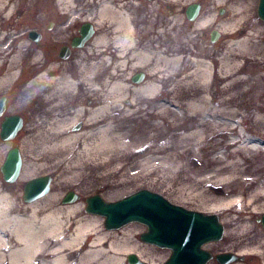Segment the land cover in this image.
<instances>
[{"label":"rangeland","instance_id":"obj_1","mask_svg":"<svg viewBox=\"0 0 264 264\" xmlns=\"http://www.w3.org/2000/svg\"><path fill=\"white\" fill-rule=\"evenodd\" d=\"M75 1L70 3L72 10ZM133 1L132 12L126 11L125 6L123 11L132 17L135 49L154 52L151 60L136 67L135 61H131L126 67L113 70L117 59L112 49L116 44L110 39L115 34L112 24L103 20L95 25L94 38L108 34L106 48L111 53L98 56L104 46L97 49L99 45L93 38L82 55L69 60L61 69L62 73L83 77L91 64L97 63L96 78H92L99 86L97 91L83 84L74 93L66 90L51 95L50 85L31 83L34 76L19 88H0V96H7L6 111L24 117V125L13 141L0 139V167L6 153L18 147L22 172L28 171L12 184L4 182L0 173V194L11 200L15 210H20L26 205L22 200L25 182L49 175V194L39 201L41 206H60L63 196L73 191L79 197L75 203L84 214L85 199L89 196L100 195L107 202H115L148 190L187 210L221 213L219 221L227 234L233 230L231 222L238 211L224 216L218 200L233 196L246 199L264 181V152L249 150L251 139L264 143V22L257 16L258 0ZM5 2V11L0 8V57L11 49L16 51L19 42L23 43L21 59L15 66L19 68L18 75L22 72L24 76L33 71L34 55L41 62L45 60L48 20H55L57 12L68 4L66 0L61 5L57 0ZM100 2L102 5L112 0ZM190 4L201 6L195 22L185 18L184 11ZM90 18V22L98 21L97 13L90 14ZM199 19L207 20L197 25ZM30 31L41 36L35 46L28 36ZM212 32L218 34L214 42ZM243 38L247 40L238 45ZM158 56L179 61L167 63L158 60ZM204 61L210 64L208 74L200 66ZM139 72L145 74L143 81L132 83V76ZM115 80L123 82L129 94L114 103L113 109L112 100L110 103L102 88L107 81ZM147 83L157 85L153 95L134 92ZM77 104L85 108L109 106L110 110L97 119L99 124L110 125L109 136L118 144L109 148L111 151L103 149L93 157L80 154L83 138L63 148L45 150L42 139L57 137V131L50 127L53 116L63 119V128L71 133L85 130L86 112L68 115ZM69 116L72 118L68 119ZM78 125L80 128L74 130ZM96 136L89 138L95 141ZM235 137L248 139L249 149L234 152L239 143L226 146ZM256 221L251 220L254 233L264 239V229ZM139 232H146V228L133 223L122 228L120 234L127 233V238L134 240ZM233 235L236 236L229 234L231 248L243 249L244 243ZM260 250H264V242Z\"/></svg>","mask_w":264,"mask_h":264},{"label":"bare ground","instance_id":"obj_2","mask_svg":"<svg viewBox=\"0 0 264 264\" xmlns=\"http://www.w3.org/2000/svg\"><path fill=\"white\" fill-rule=\"evenodd\" d=\"M5 1L7 0H0V8L4 11L7 7ZM62 2L63 0H57L58 5H61ZM71 2L72 0H66L68 5L64 6V9H67L68 12L72 11V7H69L72 5H70ZM90 14L94 13H87L86 20L88 21L86 22L89 23H91ZM103 20L112 24L113 35L115 34L113 39H110L114 40L117 45L114 46V50L112 49V51H115L113 56L117 59L115 66L112 67L113 70L117 67H126L131 61H135L133 67H136L140 65V62L151 60L154 57L155 54L152 51L142 49L137 51L135 49L133 28L129 22V15L127 13L121 12L118 9L116 10L108 3H103L98 7V21L95 20V25H99ZM206 20L199 19L196 21V24H202ZM107 35L101 34L93 39L99 45V47L96 45L97 49L104 46L99 50L98 56L111 53V50L106 48V43L109 40ZM243 40H247V38L241 39L237 44L242 46L244 44ZM22 45L23 43L19 42L16 51L12 50L4 54V57H0V88L5 85H11L14 89L19 88L22 84L20 81L21 75H18L17 71L19 68L15 66L21 59L22 49L20 50V48ZM34 56H36V59L32 62V66L39 69L38 67L43 62L37 57V54ZM159 59H161L160 56H158ZM102 60L98 64H101ZM162 61L176 64L179 58H163ZM200 66L204 73H209L210 64L208 62H202ZM96 67L97 63H93L91 64L90 70L83 77H81L79 72V75L73 77L72 75L62 73V71L56 76H51L50 73L56 68L54 66L37 73L31 83H45L50 85L51 95L59 91L66 92V90L74 93L79 85L83 84H87L91 90L97 91L99 86L92 79L96 78L94 74ZM115 75L114 72L111 76L113 77ZM102 89L105 90L106 97L110 98V103L112 100V104L123 100L129 94V89L126 85L116 80L111 83L107 81ZM156 91L157 85L152 83L143 84L137 89H134L135 93H140L145 96L153 95ZM93 99L95 102L98 101L95 97ZM114 107L115 104L111 108L114 109ZM74 109L68 115L75 114L78 116L85 112L87 113L88 119L85 130L71 133L63 128V119H58V117L53 116L50 127L54 131H57V137L54 140L48 138L42 139L45 150L63 148L83 138V143L81 144L82 151H79V153L93 157L98 155L103 149L111 151L109 148L118 145L114 143V138L109 136L110 125L106 123L99 124L100 121L97 119L100 114L107 113L110 110L107 104L94 108H85L83 105L77 104L74 106ZM69 118H72V116H69ZM73 121L74 118L71 122ZM91 135H97L98 138L95 141H98H91L89 138ZM248 141V139L244 140L241 137H235L226 146L239 143L240 145L234 152L249 149L248 146L250 145L251 149L249 150L264 152V143L256 139H251V144H247L246 146V143H249ZM232 166H235V164H232ZM21 173L22 177H25L28 171L24 170L22 172L21 170ZM21 173L19 178L21 177ZM122 182L120 181V183ZM47 195L31 203H25L26 205L21 207L20 210H15L11 200L8 201L6 195L0 194V264H126L124 258L128 254L138 255L146 264H161L166 258V250H170L164 247H159V249L154 250L153 247L151 248L149 246L152 244L145 243L139 239V236L143 234L140 232L136 236L137 239L132 240L127 238V233L120 234L122 228L118 230L105 229L104 222H101V216L85 211L86 203L83 209L84 214L81 213L82 211L76 203L63 204L62 199L60 206L42 207L39 201L44 200ZM218 202L220 203L219 211L222 210L224 216L228 215L231 211H238L237 218L231 222V224H234L233 230H228L227 234L224 232L226 239L224 244L220 245L222 247L221 249L226 253L241 257V261L238 260L234 264H264V250H260L264 239L254 233V225L251 223V220H257L261 223L262 216L264 215V181L259 183L246 199L243 198L240 200L239 197L233 196L228 199H219ZM218 214L220 216L217 214L214 215L221 217V213ZM246 214L251 215L247 219L241 218V216ZM231 232L235 233L236 236H233L239 238L244 243L243 249L241 247L231 248L229 243L231 241L229 238L231 237L229 236ZM179 253L175 255L173 261L182 260L185 257V255L182 256ZM189 262V264H198V261H194L192 258Z\"/></svg>","mask_w":264,"mask_h":264},{"label":"water","instance_id":"obj_3","mask_svg":"<svg viewBox=\"0 0 264 264\" xmlns=\"http://www.w3.org/2000/svg\"><path fill=\"white\" fill-rule=\"evenodd\" d=\"M256 12L258 18L264 22V0H258ZM185 16L188 21L196 20L199 16V5L187 6ZM94 32L93 24L86 22L81 28L79 37L73 39L72 47L81 48L93 37ZM217 37L218 34L212 32L211 41L214 42ZM40 38L41 36L35 31L29 32L30 40L38 41ZM143 78V73H136L131 81L139 84ZM3 110L4 98H0V115ZM22 127L23 121L19 116L5 117L0 126V139L3 142L13 141ZM77 129L79 127L75 128ZM22 165L19 148H11L0 167L3 181L12 184L19 179ZM51 181V176L44 175L25 182L22 190L23 202L31 203L47 195ZM78 198L75 192L69 191L63 197L62 203H75ZM85 203L87 213L102 217L105 229L118 230L131 223L145 226L146 232L141 234V241L172 251V256L165 264H189L191 258L194 261L197 260L198 264H205L209 255L202 250V247L209 242L218 241L223 235V226L217 215L184 209L148 190H140L115 202H106L100 195H93L86 198ZM261 225L264 229V215ZM179 252L185 257L182 260L173 261ZM221 259L227 263L236 260L231 254H225Z\"/></svg>","mask_w":264,"mask_h":264},{"label":"flooded vegetation","instance_id":"obj_4","mask_svg":"<svg viewBox=\"0 0 264 264\" xmlns=\"http://www.w3.org/2000/svg\"><path fill=\"white\" fill-rule=\"evenodd\" d=\"M133 2H134L133 0H112V2L108 4H110V6H112L116 10L117 9L120 10L121 12H125L123 11L124 6L126 7V11L130 10V12H132ZM99 5H101L100 0H86V1L77 0L74 3L75 10L68 12L67 9H63L62 11L57 12V18L55 20L54 19L52 20V18H49L48 23H47L48 37H47L46 46L44 49L46 53V58H44L45 60H43L42 61L43 63L38 67L39 69H36L35 67H33V71H30V72L27 71V73H25L24 76L23 74H21L22 73L21 72L20 81L22 83H25L33 76L35 77L40 70H43L46 68H52L54 66L56 68L50 74L51 76L53 75L55 76V74H58L61 72V69L64 67L65 64L67 65V62L69 60H75L76 56L82 55L81 53H83L84 50H86V48L88 47L87 45L91 43L92 39L94 38L96 34V31H97V28L95 26L96 21L91 22L95 30L93 37H91V39L87 41L81 48L72 47V44L74 42L73 39L75 37H79L82 26L86 23V21H88L86 20L88 12L90 13L96 12L98 15ZM198 5H199V13H200L201 6L200 4ZM91 6H95V8L91 9ZM125 13L128 14V12H125ZM49 16L50 17L52 16L51 13L49 14ZM129 22L133 28L132 17L131 18L129 17ZM55 29H56V33H55ZM133 39H134V35H133ZM139 40H144V38L140 37ZM30 41L33 42L34 46L40 42V40L38 41L30 40ZM11 51L12 49L9 50L8 53ZM0 98H4V110H3V113L0 115V118H1L0 125L5 117L12 116V115L19 116L22 119L23 125H24V117L22 116V114H19L17 112L8 113L6 111L7 110L6 109L7 96H0ZM80 126L78 127L80 128ZM224 232H225V229L223 226V235L221 239H219L218 241L209 242L203 246V250L206 251L209 255V259L205 264H234V262H237L238 260L241 261V257H238L236 255H233V257L235 256L236 260L233 261L232 263H227L225 260L221 259L223 255L230 254V253H226L225 251H223L221 249L222 247L220 246L224 244L223 242ZM139 239H140V236H139ZM149 246H151V248L153 247L154 250L159 249V247L155 245L154 246L149 245ZM170 256H171V250H166V258L162 261L161 264H165L167 260L170 258ZM130 257H134V259H130ZM124 259H125L126 264H146V262L143 259L139 258L138 255L136 254H128Z\"/></svg>","mask_w":264,"mask_h":264}]
</instances>
